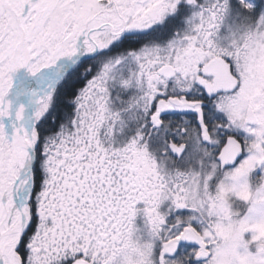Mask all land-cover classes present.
<instances>
[{
  "label": "snow or ice",
  "instance_id": "obj_1",
  "mask_svg": "<svg viewBox=\"0 0 264 264\" xmlns=\"http://www.w3.org/2000/svg\"><path fill=\"white\" fill-rule=\"evenodd\" d=\"M0 264H264V0H0Z\"/></svg>",
  "mask_w": 264,
  "mask_h": 264
}]
</instances>
